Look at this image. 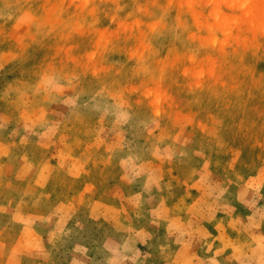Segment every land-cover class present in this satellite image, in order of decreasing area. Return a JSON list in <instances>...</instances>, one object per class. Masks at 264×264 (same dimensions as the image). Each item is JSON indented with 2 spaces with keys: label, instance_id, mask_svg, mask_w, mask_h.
Segmentation results:
<instances>
[{
  "label": "rangeland",
  "instance_id": "obj_1",
  "mask_svg": "<svg viewBox=\"0 0 264 264\" xmlns=\"http://www.w3.org/2000/svg\"><path fill=\"white\" fill-rule=\"evenodd\" d=\"M0 264H264V0H0Z\"/></svg>",
  "mask_w": 264,
  "mask_h": 264
}]
</instances>
